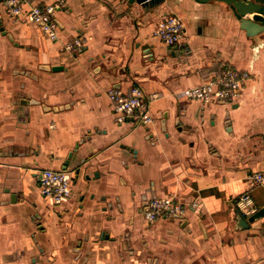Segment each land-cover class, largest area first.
Segmentation results:
<instances>
[{
	"label": "crops",
	"instance_id": "crops-1",
	"mask_svg": "<svg viewBox=\"0 0 264 264\" xmlns=\"http://www.w3.org/2000/svg\"><path fill=\"white\" fill-rule=\"evenodd\" d=\"M32 1L60 5L58 38L0 0V264H264V215L238 218L264 206L250 179L264 171V32L215 0ZM168 13L185 25L177 46L155 35ZM226 65L250 73L233 100L183 93ZM133 85L147 125L108 96ZM41 168L71 173L67 200L41 194ZM157 195L188 210L148 222Z\"/></svg>",
	"mask_w": 264,
	"mask_h": 264
},
{
	"label": "built area",
	"instance_id": "built-area-1",
	"mask_svg": "<svg viewBox=\"0 0 264 264\" xmlns=\"http://www.w3.org/2000/svg\"><path fill=\"white\" fill-rule=\"evenodd\" d=\"M11 14L15 17L28 16L38 24L44 34L52 39L58 38V20L56 17L59 4H38L32 0H4ZM28 5V9H25ZM185 34V25L180 16L173 13L166 14L157 24L155 35L169 45L178 44ZM79 38L66 44L67 48L80 45ZM247 70L235 66H223L220 72L212 73L207 79L195 86L186 88L183 93L192 99L233 100L239 93L243 82L249 77ZM108 96L119 120L130 118L136 123L149 124L153 117L149 108L150 99L139 86L133 85L128 91L110 88ZM40 192L50 199L52 204H60L71 196V173L66 169L41 168L37 172ZM254 184H264V171H255L250 178ZM238 208L249 213L253 210V199L249 191H245L237 199ZM189 206L199 207L197 201ZM188 210V204L175 195L154 196L147 202L144 215L148 222L158 217L168 215L182 217Z\"/></svg>",
	"mask_w": 264,
	"mask_h": 264
},
{
	"label": "water",
	"instance_id": "water-1",
	"mask_svg": "<svg viewBox=\"0 0 264 264\" xmlns=\"http://www.w3.org/2000/svg\"><path fill=\"white\" fill-rule=\"evenodd\" d=\"M143 3H154L160 0H139ZM209 1V0H200ZM232 7L233 14L237 18L240 28L245 30L250 37H255L264 32V0H215ZM174 44L173 46H177ZM171 46V45H170ZM264 215V206L254 212L248 219L239 214V221L244 226L248 221ZM242 225V226H243Z\"/></svg>",
	"mask_w": 264,
	"mask_h": 264
}]
</instances>
